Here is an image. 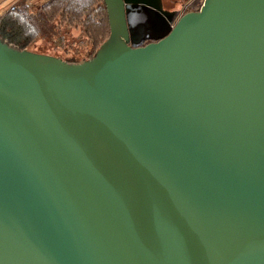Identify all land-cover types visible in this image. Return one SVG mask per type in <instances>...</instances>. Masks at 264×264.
<instances>
[{
    "label": "water",
    "instance_id": "water-1",
    "mask_svg": "<svg viewBox=\"0 0 264 264\" xmlns=\"http://www.w3.org/2000/svg\"><path fill=\"white\" fill-rule=\"evenodd\" d=\"M104 2L77 62L0 28V264H264V0Z\"/></svg>",
    "mask_w": 264,
    "mask_h": 264
},
{
    "label": "trees",
    "instance_id": "trees-1",
    "mask_svg": "<svg viewBox=\"0 0 264 264\" xmlns=\"http://www.w3.org/2000/svg\"><path fill=\"white\" fill-rule=\"evenodd\" d=\"M180 1L183 3V0ZM27 8L26 0H19L12 6L9 14L18 23L29 26L32 37L28 40V46L44 36L35 24L33 13L43 14L44 19L51 23L53 32L58 35V38H49L55 46H63V30H79L82 43L88 46L85 56L93 55L110 34L104 0H44L36 11H29ZM66 60L79 61L75 58Z\"/></svg>",
    "mask_w": 264,
    "mask_h": 264
},
{
    "label": "rangeland",
    "instance_id": "rangeland-1",
    "mask_svg": "<svg viewBox=\"0 0 264 264\" xmlns=\"http://www.w3.org/2000/svg\"><path fill=\"white\" fill-rule=\"evenodd\" d=\"M19 0H0V19L1 26L0 28L5 29L12 36L13 32L16 31L22 38V40H30L31 34L29 31V26L26 24L18 23L9 13L12 6ZM32 2V6L29 8V11H36L38 6L43 3L44 0H28ZM27 2V0H26ZM164 7L168 10L177 11L182 3L180 0H163ZM181 3V4H180ZM131 11L129 13L128 19L130 25L135 27L137 24L141 23L145 19L149 18V12L145 7L141 5H130ZM35 24L40 32L44 35L38 38L34 44L27 46L30 50L43 52L47 54L59 55L63 58L69 59H79L89 57L85 56V52L87 51L88 46L82 43V39L80 38L79 30H63L62 35L64 36L63 46H55L54 42L49 38H55L57 33L53 32V27L51 23L44 19L43 14L33 13ZM4 23V24H3ZM3 25V26H2ZM15 33V32H14ZM18 36V35H17ZM19 37V36H18ZM58 38V37H56Z\"/></svg>",
    "mask_w": 264,
    "mask_h": 264
},
{
    "label": "built area",
    "instance_id": "built-area-1",
    "mask_svg": "<svg viewBox=\"0 0 264 264\" xmlns=\"http://www.w3.org/2000/svg\"><path fill=\"white\" fill-rule=\"evenodd\" d=\"M204 2L205 0H183L181 7L176 11V15L174 20L171 22V26L174 27L179 18L185 13L189 11H199L202 8ZM27 6L30 8L32 6V2L27 0Z\"/></svg>",
    "mask_w": 264,
    "mask_h": 264
},
{
    "label": "flooded vegetation",
    "instance_id": "flooded-vegetation-1",
    "mask_svg": "<svg viewBox=\"0 0 264 264\" xmlns=\"http://www.w3.org/2000/svg\"><path fill=\"white\" fill-rule=\"evenodd\" d=\"M173 10V9H172ZM174 10H176V9H174ZM15 32V33H14ZM12 34V36L10 35V38H12L13 39V42H15V43H17L18 45H23V44H27L28 43V40H22L21 41V37H20V35L18 34V32L16 33V31H14ZM19 37H18V36ZM150 40H146L145 41V43H147V42H149Z\"/></svg>",
    "mask_w": 264,
    "mask_h": 264
}]
</instances>
